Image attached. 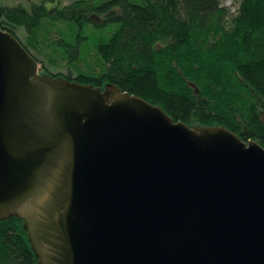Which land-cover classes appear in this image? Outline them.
I'll return each instance as SVG.
<instances>
[{"label": "water", "instance_id": "1", "mask_svg": "<svg viewBox=\"0 0 264 264\" xmlns=\"http://www.w3.org/2000/svg\"><path fill=\"white\" fill-rule=\"evenodd\" d=\"M14 216L38 264H264V149L39 75L0 27V221Z\"/></svg>", "mask_w": 264, "mask_h": 264}, {"label": "trees", "instance_id": "2", "mask_svg": "<svg viewBox=\"0 0 264 264\" xmlns=\"http://www.w3.org/2000/svg\"><path fill=\"white\" fill-rule=\"evenodd\" d=\"M0 27L44 76L113 85L173 122L222 127L264 149V0L43 1L0 6ZM0 264H38L18 217L0 221Z\"/></svg>", "mask_w": 264, "mask_h": 264}, {"label": "rangeland", "instance_id": "3", "mask_svg": "<svg viewBox=\"0 0 264 264\" xmlns=\"http://www.w3.org/2000/svg\"><path fill=\"white\" fill-rule=\"evenodd\" d=\"M43 1L47 7H53V6H56L58 4H60L61 6L68 5L69 3L73 2L74 0H0V6H14L17 4H21V5L25 6L26 8H29L31 4H38V3H41ZM224 4L227 7L232 6L231 1H226ZM234 10L235 9L232 8V12H234ZM16 33H17L18 38H20V40L24 39L23 31L18 29ZM38 67H39V75H43V74H41V71H42L41 64L38 63ZM48 68H50V67L48 66ZM61 71H63V70H61V69H53L52 70V72L54 74H59V73H61ZM106 86H104L103 89Z\"/></svg>", "mask_w": 264, "mask_h": 264}]
</instances>
